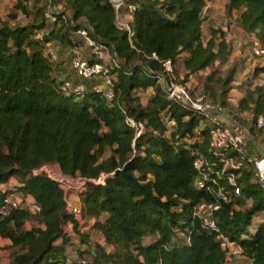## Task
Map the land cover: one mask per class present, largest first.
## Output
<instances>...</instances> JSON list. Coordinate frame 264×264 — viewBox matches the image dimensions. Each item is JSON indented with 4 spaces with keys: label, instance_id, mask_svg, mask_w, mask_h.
Listing matches in <instances>:
<instances>
[{
    "label": "trees",
    "instance_id": "trees-1",
    "mask_svg": "<svg viewBox=\"0 0 264 264\" xmlns=\"http://www.w3.org/2000/svg\"><path fill=\"white\" fill-rule=\"evenodd\" d=\"M63 1L71 20L66 25L55 22L59 29L85 26L118 59L119 67L109 69L116 77L113 99L108 103L99 93L87 92L76 100L59 91L60 81L43 54V43L61 36L51 31L41 40L36 38L44 27L42 8L27 25L0 23V185L14 178L15 190L39 206L35 214L16 207L0 215V236L8 238L13 248L10 264L75 263L64 252L71 240L64 230L66 222L78 242L88 246L77 249V259L87 258L86 264H224L222 237L251 264H264V220L253 233L248 231L252 217L264 210V192L253 181L251 170L235 171L240 192L233 195L225 177L228 170L220 173L222 162L211 155L206 120L168 100L156 83L155 74H162L165 61L173 79L187 83L191 74L229 54L223 30L212 27L209 38L202 40L208 0H124L117 11L109 0ZM129 3L134 6L131 11L126 8ZM14 8L27 13L22 0H15ZM232 11L237 12L242 32L264 49V0H226L225 18ZM124 13L130 17L126 23L131 35L115 20ZM181 54L182 75L176 67ZM210 76L211 72L205 79ZM231 78L229 71L220 80L222 87ZM147 89L152 93L142 102L137 93ZM212 100L231 112L227 102ZM237 108L249 114L251 135L264 133L254 125L258 115L264 117V86L254 85ZM126 116L142 123L138 135L126 124ZM199 155L207 160L203 169L208 190L195 187L198 171L193 160ZM227 156H236L235 151ZM47 163L86 180L76 194L78 215L66 211V190L59 182L45 171L31 173ZM102 173L106 174L103 184L91 181ZM218 187L228 191L230 199L221 201L213 213L218 230L212 231L201 226L193 210L200 202H213ZM8 193L0 189V203ZM246 199L251 203L240 207ZM78 217L93 219V228L113 248L111 252L90 244L87 234L78 229ZM27 220L32 221L28 229ZM178 230L189 237L187 244L174 237ZM150 235L155 239L144 244V237Z\"/></svg>",
    "mask_w": 264,
    "mask_h": 264
},
{
    "label": "built area",
    "instance_id": "built-area-1",
    "mask_svg": "<svg viewBox=\"0 0 264 264\" xmlns=\"http://www.w3.org/2000/svg\"><path fill=\"white\" fill-rule=\"evenodd\" d=\"M123 1L124 0H119L115 3L111 2L114 4L113 7L116 11L119 10ZM126 8L131 11L134 9V6L129 3ZM42 16L54 23L61 21L64 25H66L69 21L64 11L57 6L55 1L52 0H48L44 4ZM115 20L120 23V26L124 27L128 31V35H131V31L129 30L126 22H119L118 15L115 16ZM73 33L81 39L87 47L92 49V53L90 54V57L86 58L82 56L78 45L74 44L70 46L69 52L72 55L71 68L81 81L72 83L68 79H63L58 84L59 91L64 95L73 96L76 100H81L87 93L83 81L92 78H102L105 82L106 89L96 87L94 92L99 93V95L108 103L111 102L114 94L112 91V83L116 80V77L114 74L109 73V69L110 67H119L118 59L111 55L110 64H103L100 60H102V52L106 50V47L96 42L85 26H79L78 28L73 29ZM36 38L41 40V33L37 32ZM248 49L252 57L258 58L264 63V49L260 46L256 38L252 37L250 39ZM155 78L156 83L161 87L168 100L180 103L183 107L195 112L206 120V124L209 128V147L211 149V155L216 157L218 160H221L222 164L220 173L228 170L225 177L228 184L233 187V195H238L240 192L239 187L236 184L238 173L236 174L235 171L240 170L241 168H248L251 170L253 181H255L264 192V151L261 149L257 135H251L248 131V127L240 124L238 119L234 116H230L219 103L213 101L207 95L202 93H190L186 83L175 81L172 77L169 61L164 62V70L162 71V74H155ZM245 114L247 113L245 112ZM247 115L249 116V114ZM125 122L131 129H133L136 135H138L143 128L141 122L134 121L128 116L125 117ZM254 125L256 129H264V117L262 115H258L255 118ZM248 139L254 145H258L260 147L255 149L257 153L248 151ZM230 150L235 151L236 156L228 157L227 153ZM203 166H208L207 160L202 155H199L193 160V167L198 171V175L195 180V187L197 189L208 190L209 185L207 184V180L209 178L204 172ZM40 167L32 169L31 173L38 174L39 172L46 170V168L45 170H39ZM52 172L53 169L50 171L51 174L47 175L59 182L64 190L65 188H73L76 193H78L86 181L82 177H71L63 174L62 172L61 174L55 173L52 176ZM215 173L217 174V172ZM105 175L106 174L102 173L97 179L91 181L103 184ZM68 178H70L71 181L73 180L71 187L66 185ZM215 182V179H211V183ZM215 191V200L213 202H200L193 210V215L200 220L201 226L212 231L218 230L213 213L220 207L221 201L226 202L230 199L229 192L223 188L218 187ZM65 202L67 212H71L75 215L79 214L80 211L77 205L68 203L66 200ZM16 207L26 209L31 214H35L39 211V206L35 201L29 199L28 197H22L20 194L14 195L12 193H8L3 197L0 203V215L6 214L10 208ZM185 239L189 242L188 236H186ZM227 244L228 240L222 237L221 246L225 249L226 257L240 254V249L238 247L229 250L227 248ZM86 262L87 258L80 257L76 259V262L73 264H86ZM67 263L69 264V260H67Z\"/></svg>",
    "mask_w": 264,
    "mask_h": 264
},
{
    "label": "crops",
    "instance_id": "crops-1",
    "mask_svg": "<svg viewBox=\"0 0 264 264\" xmlns=\"http://www.w3.org/2000/svg\"><path fill=\"white\" fill-rule=\"evenodd\" d=\"M2 1L3 0H0V11L3 10V8H4V5H3L4 2L2 3ZM12 1H14V3H15V0H12ZM22 1L25 5L27 13H21L20 11L16 10L14 8V3H13V9L9 12H12L15 10V12H16L15 17H11L9 15L5 16L4 18L0 17V23L1 22H7L9 25H15V24L16 25H27L29 23H32L34 21V19L36 18L35 13L37 12V10L41 9V8L43 10L44 4L48 0H22ZM52 1H55L57 6L64 11V13L67 15V17L70 21L71 20V11L68 8V6L66 5V3L63 0H52ZM215 1L222 2L220 10L224 11L223 0H210L209 3H211V4L207 3L209 5V8L206 7L205 13L208 14V12H211V16L209 19L211 21V27H216V25L218 24L216 22L217 20H215L216 18H214V14H213V10H212V5H214ZM225 1L226 0H224V2ZM8 3L11 4V1L9 0ZM123 9H124L123 10L124 12L127 11L125 8H123ZM9 12H7V13H9ZM10 15H12V14H10ZM41 16H42V12H41ZM20 17L22 19H20ZM118 17L121 19V22H123V21L129 22V20H130L129 14H127V13H124L123 15L119 14ZM220 18H221V16H220ZM42 19L44 20V27L39 29L38 33H41V35L45 37V36L49 35L48 33H50L51 31H54V32L59 33L61 36V37L57 36L54 38H50L49 40H47L43 43V54L45 56H47V58L52 63L53 76L56 77L57 81H61L63 79H68L72 83H77V82L81 81L80 78L73 72V70L71 68L72 55L69 52V48H70V46H72L74 44L78 45L80 48L82 56H84L86 58L90 57V54L92 53V49L90 47H87L82 42L81 39H79L76 35H74L73 30L66 28V27H62L61 29H59L58 23L51 22V21L43 18V16H42ZM223 20H225L224 15H223ZM219 24H222V23H219ZM50 54H52V55H50ZM180 56L181 57L176 60V63H177L176 67H177L178 74L182 75L183 74V67L181 64V58L184 56V54H181ZM100 61L103 64H110L111 55L107 51V49L102 52V60H100ZM201 73L204 74L205 69L201 70L195 74H191L188 77V80L186 81L187 86L189 85L190 87L194 88V90H195V88H196L195 84H197L196 75H199ZM83 82H84V85L86 87L87 92H94L96 87H99L100 89H106L105 82L102 78L87 79ZM151 93H152L151 89H147L146 91L138 92L137 94L139 96L140 95L142 96V97L140 96L142 99V102H146L147 96H149ZM258 147H259L258 145H254L249 139L247 140L248 151L257 153V151L255 149H257ZM261 149L264 151V148L262 146H261ZM17 186H18V182L14 178H9L6 182H4L0 185V189L6 190L9 193L16 192L15 194L12 193V194L16 195V194H19L15 190ZM76 194L77 193H76L75 189H73V188L67 190V192L64 194L65 200L68 203L77 205L79 202H78ZM77 219H78L79 231L87 234L90 244L98 243V244L102 245L108 252L112 251L113 248L110 245L105 243L102 234L99 231H97L95 228H93V219H86V218L81 219L79 217ZM263 220H264V217L260 218L257 221V223L254 224L253 226H251V222H250V225L248 226V231L250 233H253L255 231L256 226ZM31 226H32V221H30V220L25 221L24 228L28 229ZM64 230L68 234H70V236H71L70 243L65 246L64 252L69 256V258L72 262V261H75L77 258V256H76L77 249L82 251V250L87 249L88 246H86V244H82V243L78 242V239L71 232L70 223H68V222L65 223ZM174 234H175L174 237H176L177 241L180 242L181 244H187L188 243L185 239L186 235L183 232L178 230V231H174ZM92 235L95 236L94 240L92 238ZM174 237H173V240H174ZM154 239H155V236H153V235L146 236L143 239V243L144 244L150 243ZM235 247H237V246L234 245L232 242H228L227 248L229 250H231ZM12 251H13V248L11 247V241L8 238H4V237L0 236V264H10ZM224 264H251V260L248 257L242 256L240 254L231 255V256L225 257Z\"/></svg>",
    "mask_w": 264,
    "mask_h": 264
},
{
    "label": "rangeland",
    "instance_id": "rangeland-1",
    "mask_svg": "<svg viewBox=\"0 0 264 264\" xmlns=\"http://www.w3.org/2000/svg\"><path fill=\"white\" fill-rule=\"evenodd\" d=\"M8 1L9 0L2 1V3L4 2L3 3L4 8L3 10L0 11V17L4 18L5 16H8L10 14L13 15L16 13L15 10L9 12L13 9L14 1L10 0L11 4H9ZM209 2L210 0L206 2V7L208 8H209L208 4H211ZM224 3L225 2L223 0V5ZM221 5L222 2L220 1H215L214 5H212L214 18H216L215 20H217L216 22L218 23L215 28L224 31L226 41L230 45V52L225 59L216 61L212 66L205 69L206 74L211 72V76L208 80L205 79L206 77L205 73H204L205 75L202 73L196 75L197 84H195L196 88L193 94H200L201 92H204L207 94V96L210 99L223 100L227 102L229 104V110L231 111L229 115L232 116V114H235L236 117H238V120L245 127L249 128L251 124L250 118L247 114H245V111L237 110L238 101L241 99V97L245 96L247 91L251 90L254 85L259 84L264 86V63L260 59L254 58L250 55L248 48H249L250 39L253 36L248 35L247 33H243L242 30L237 26L236 23L237 12L232 11L231 14L229 15L230 17L225 18L226 15L224 14V11L220 10ZM112 6H114V4H112ZM223 15L225 20H223ZM204 16L205 17L202 23L203 42H205L209 38L210 30L212 28L211 21L209 20L211 16V12H208V14L205 13ZM20 19L22 18L20 17ZM118 24L120 25V23ZM229 71H231L232 78L225 86L222 87L220 80H223ZM176 79L177 81H180L179 77H176ZM223 89H225V92H222ZM162 118L166 122L165 115H163ZM166 127L167 128L170 127V123L168 121L166 122ZM257 137L259 139V144L264 148V134L261 132V134H258ZM45 168L47 171L45 170ZM52 169L54 172V173L52 172V176L55 173L61 174L60 167L56 163L44 164L39 168V170H45L48 175L51 174L50 171H52ZM67 180L68 181H66V185L68 187H71V185L73 184V180L71 181L70 178H68ZM69 189L71 188H65L66 192ZM12 193L15 194L16 192H12ZM250 203H251V199H246L244 203L239 206L245 207ZM263 217H264V210L255 214L251 220V226L256 224L257 221ZM92 238L94 240L95 236L92 235ZM76 256H78V254H76Z\"/></svg>",
    "mask_w": 264,
    "mask_h": 264
},
{
    "label": "bare ground",
    "instance_id": "bare-ground-1",
    "mask_svg": "<svg viewBox=\"0 0 264 264\" xmlns=\"http://www.w3.org/2000/svg\"><path fill=\"white\" fill-rule=\"evenodd\" d=\"M116 1H119V0H111L112 3H113V2L115 3Z\"/></svg>",
    "mask_w": 264,
    "mask_h": 264
}]
</instances>
